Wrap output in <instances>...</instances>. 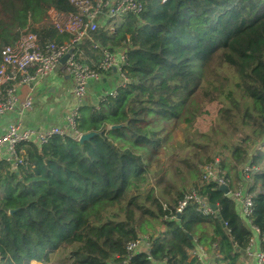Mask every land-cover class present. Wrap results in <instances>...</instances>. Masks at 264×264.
<instances>
[{"label": "trees", "instance_id": "obj_1", "mask_svg": "<svg viewBox=\"0 0 264 264\" xmlns=\"http://www.w3.org/2000/svg\"><path fill=\"white\" fill-rule=\"evenodd\" d=\"M141 1L138 15L93 33L94 44L127 57L116 96L79 109L78 129L102 133L21 144L20 163L0 159V264L55 253L61 264H203L190 256L196 243L219 264H241L252 232L235 201L201 177L216 158L231 187L246 164L260 167L249 190H261L251 220L264 235V0ZM51 8L75 11L69 0H0V50L26 28L42 42L67 40ZM212 103L209 125L197 128ZM191 188L216 215L193 202L176 213ZM142 235L149 252L127 256Z\"/></svg>", "mask_w": 264, "mask_h": 264}, {"label": "built area", "instance_id": "obj_2", "mask_svg": "<svg viewBox=\"0 0 264 264\" xmlns=\"http://www.w3.org/2000/svg\"><path fill=\"white\" fill-rule=\"evenodd\" d=\"M164 1V0H163ZM74 8V12L63 13L51 8L48 10V17L54 28L60 34H67L69 38L60 43L45 40L40 41L38 36L26 29L20 32L17 40L12 44L2 46L0 50V119L9 113L16 111L18 118L8 122L3 132L0 134V159L13 164H18L22 159L18 156V146L25 143L42 145L47 143L54 136H72L78 139L81 131L78 129L79 103L68 109L64 114V125H54L47 128H31L22 124L24 112L33 105L30 91L20 94V89L43 81L48 77L60 63L61 57L68 53V57L59 69L67 74L72 81V94L77 102H82L85 98L89 82L99 80L102 73L111 71L114 67L116 75L121 81L115 89L105 93L100 97L99 103L107 96L114 97L117 89L124 86L128 80L123 69L126 62L124 50L116 52L98 47L101 56L97 63L85 62L78 58L81 49L79 44L83 39H91L97 30L99 23L109 20L107 28L114 31L118 24L117 18L127 14L138 15L143 10L141 0H69ZM98 108V105L95 106ZM261 147L259 146L258 149ZM219 159L202 166V179L206 182L214 181L218 185H227L230 196L236 203L238 211L252 232L248 245L244 249V254L250 261L243 264H264V235L252 223L251 215L253 211V199L259 190H249V185L254 181L253 176L260 171V167L254 164H246L243 167L244 178L236 182L231 187L230 180L225 172L218 169ZM189 202L196 204V209L203 215H216L217 210H213L196 192L191 188L176 206V213L180 214ZM256 233L260 239L259 249H255ZM150 242L146 235L126 243L125 250L127 256L135 252L144 250L149 252ZM206 255L205 248L196 243L195 249L190 251V256L202 261Z\"/></svg>", "mask_w": 264, "mask_h": 264}, {"label": "crops", "instance_id": "obj_3", "mask_svg": "<svg viewBox=\"0 0 264 264\" xmlns=\"http://www.w3.org/2000/svg\"><path fill=\"white\" fill-rule=\"evenodd\" d=\"M94 43L93 36L91 39H85L81 50L83 56L91 63H97L101 55H99L96 51V49L98 50L99 48L95 47ZM116 76V72H113L112 70L102 73L99 80H93V83H97L96 85L91 86L90 84L92 81L89 82V89L85 98L82 102H77L72 94V81L70 77L63 73L60 69H55V71H53L43 81H39L20 89L21 95H23L26 91H30L33 96L35 93L37 94L32 107L26 110L23 114L21 118L22 124L25 127L39 129L54 125H64V114L68 109L72 108L74 105H78V103L80 107L86 105L97 106L100 97L105 93L114 90L116 85H118V79ZM17 118L18 114L16 111L2 117L0 119V134L3 132L8 122L16 120ZM254 234V248L259 249L262 245H260L258 235L256 233ZM205 251L206 255L202 259L203 264H219V255L217 253L212 256L206 249ZM56 256L57 255L55 253L50 255L49 261L40 262L33 260L30 264H61V262L56 261L58 258L53 260ZM248 261H250V259H248L244 254L241 264Z\"/></svg>", "mask_w": 264, "mask_h": 264}, {"label": "rangeland", "instance_id": "obj_4", "mask_svg": "<svg viewBox=\"0 0 264 264\" xmlns=\"http://www.w3.org/2000/svg\"><path fill=\"white\" fill-rule=\"evenodd\" d=\"M117 77V79H118V83L121 81V79L118 77V76H116ZM94 81H92L91 82V86L92 85H96L97 83H93ZM37 94L35 93L34 94V96H33V94L31 95V98L33 99V102L35 101V99H36V96ZM209 113H207L205 116H203V117H200L199 118V120H198V122H196V126H197V128L199 127L200 129L201 128H205L206 126H208L209 125V122H210V120H211V116H212V114L216 111V104L215 103H212V104H210L209 105ZM174 137H175V145L178 147V148H181L180 147V144H182V143H184V137H183V132H181V130H179V129H177V130H175V132H174ZM148 183L151 185V184H153V180L151 179V180H149L148 181ZM218 185V184H217ZM218 187H219V185H218ZM208 203V202H207ZM253 236H255V234H253ZM58 256H56V257H54L53 258V260H55L56 258H57ZM52 260V259H51ZM58 264V263H57Z\"/></svg>", "mask_w": 264, "mask_h": 264}, {"label": "water", "instance_id": "obj_5", "mask_svg": "<svg viewBox=\"0 0 264 264\" xmlns=\"http://www.w3.org/2000/svg\"><path fill=\"white\" fill-rule=\"evenodd\" d=\"M68 57V53L64 54L61 59H60V63L59 65L56 67V70L59 69V66L64 64L65 60L67 59ZM112 71L113 72H116V69L113 67L112 68ZM123 124H114V125H111L110 128H117V127H120L122 126ZM102 133V131H94V130H91V131H86V132H82L81 135L78 137V140L80 142H83L89 138H91L92 136L94 135H100ZM219 189L224 193L226 194L228 192V187L227 185H219ZM210 207L213 209V210H217V205L215 204H210ZM223 226L225 225L223 222H222ZM189 237L191 238L192 236L189 234Z\"/></svg>", "mask_w": 264, "mask_h": 264}]
</instances>
